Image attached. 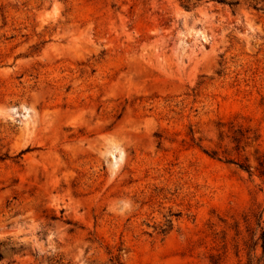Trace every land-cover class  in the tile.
Returning <instances> with one entry per match:
<instances>
[{
  "label": "rangeland",
  "instance_id": "obj_1",
  "mask_svg": "<svg viewBox=\"0 0 264 264\" xmlns=\"http://www.w3.org/2000/svg\"><path fill=\"white\" fill-rule=\"evenodd\" d=\"M264 0H0V264H264Z\"/></svg>",
  "mask_w": 264,
  "mask_h": 264
},
{
  "label": "trees",
  "instance_id": "obj_2",
  "mask_svg": "<svg viewBox=\"0 0 264 264\" xmlns=\"http://www.w3.org/2000/svg\"><path fill=\"white\" fill-rule=\"evenodd\" d=\"M263 212H264V208H263ZM262 222H263V225L261 226L259 239H260V242H261L262 259H263V262H264V217H263Z\"/></svg>",
  "mask_w": 264,
  "mask_h": 264
}]
</instances>
